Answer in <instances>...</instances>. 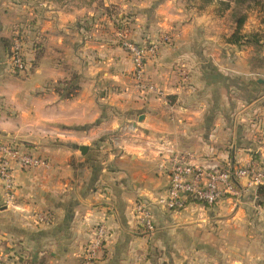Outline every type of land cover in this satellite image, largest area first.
<instances>
[{
    "label": "crops",
    "instance_id": "0c3cea01",
    "mask_svg": "<svg viewBox=\"0 0 264 264\" xmlns=\"http://www.w3.org/2000/svg\"><path fill=\"white\" fill-rule=\"evenodd\" d=\"M88 8L77 0H0V139L29 143L51 165L16 168L18 189L10 205L0 182V227L8 231L13 218L12 234L21 236L27 249L23 264H80L91 229L100 222L111 237L98 264H142L148 238L135 232L134 203L166 194L169 178L160 168V151L166 147L193 153L197 164L254 161L264 166V74H259L264 60L263 69H256L244 49L229 44L237 49L230 63L215 54L195 53L199 40L185 31L200 25L188 23L176 43L162 47L146 65L147 78L165 97L145 96L133 89L132 61L112 72L86 66L90 35L78 20L90 14ZM31 20L37 30L25 47L28 71L18 73L10 63L11 38L18 25ZM138 20L137 40L144 42L152 26L145 18ZM178 66L190 72L186 85L174 73ZM74 74L81 85L72 99L64 100L56 87L69 83L55 84ZM110 84L119 86L118 92L106 91ZM115 140L116 146L111 144ZM82 146L88 147L85 155ZM259 190L264 184L241 201L226 197L213 206L190 202L179 216L159 207L154 221L163 227L192 216L204 230L194 236L199 259L264 264V223L256 212L264 213V195ZM39 211L53 213V223L41 228L23 224L22 214ZM208 216L215 223L213 233L205 231Z\"/></svg>",
    "mask_w": 264,
    "mask_h": 264
},
{
    "label": "rangeland",
    "instance_id": "374dc122",
    "mask_svg": "<svg viewBox=\"0 0 264 264\" xmlns=\"http://www.w3.org/2000/svg\"><path fill=\"white\" fill-rule=\"evenodd\" d=\"M77 2L79 5H89L88 9L90 10V14H81L78 20L80 27L84 29L85 33L90 35L88 40L90 42V48L88 49L89 53L84 57V62L87 63V67H103L104 71L106 68V71L112 72L115 67L120 68L125 60L132 61L131 56L123 47V41L128 40L139 46H147L159 40L162 36L168 35L171 37L172 42L164 47L172 46L177 41V34L180 33V37L183 35L184 25L192 22L193 25L196 26L199 24L200 26H196V28L193 26L191 29H187L185 31V36L193 39L196 43L197 40H199L200 44L195 45L196 50H194V52L196 53L197 51V53H205L206 55L215 54V56H212L213 58H226L230 63L234 60L233 58L236 57L234 52L237 49L231 48L227 45L226 40L234 32L238 17L246 13L248 18L244 26V34H258L262 41L258 46L255 45L245 47L243 52L249 56L250 61L256 69H263L261 66L264 60V8L262 10L259 6H237L232 3L231 8L224 11L219 4V0H213V3H206L203 0H119L117 3L111 5L107 4L108 0H77ZM139 18L141 20L145 18L147 21L146 23H151L152 26L150 32L144 37V42L137 40V29L134 27L136 23H139ZM21 24L24 25H18L15 28L16 31L11 38V46L14 39H20L23 43V52L25 57V47L29 44L30 36H32V33H34L37 28L34 27L32 20L28 23L24 22ZM203 25H206V30L202 29ZM38 44L39 43L37 42L36 45ZM103 45H105V47H102ZM182 49L185 50L188 49V47L184 46ZM37 54H39V52H37ZM110 57H112L111 61H109ZM82 66L83 64L81 63L80 68L78 69L82 70ZM133 71L134 66L132 72L130 73V79L132 80L134 91L145 96L152 95L147 90L142 91L137 88L133 78ZM183 71H186V79H184V76L182 75ZM174 73L180 77V83L183 85H186L189 82L190 72L187 70V67L178 66L174 69ZM259 74H264V72L259 71ZM79 76H82V73ZM79 76L74 74L68 80L58 82L55 85L69 83L70 85H73V87L75 86L79 89L82 82L81 79H78ZM150 82L154 83L152 80ZM65 85L66 84H63V87ZM56 89L58 91L62 88L56 87ZM118 90L119 86L110 84V88L106 91L116 93ZM73 94L74 95L69 98H62L60 93L59 96L62 99L67 100L72 99L77 94V91ZM165 95H155V97L163 98ZM123 129L124 131L128 130L127 127ZM115 134L116 133H114V135ZM259 137L260 136H258V138ZM16 142L23 150L32 152L33 154L46 158L49 161L47 157L33 151L32 149L34 146H30L29 143H24L22 141ZM118 142V140H115L112 141L111 144L116 146ZM57 143L58 142H52V144ZM66 143L67 142H60L58 144L60 145ZM45 144H49V142ZM137 200L144 199L138 198ZM156 208L159 207H153L154 215ZM177 212H179V216L180 211ZM256 212H260V209H256ZM17 213L21 214L20 211ZM28 214L30 216L33 215V213L27 212L25 215L22 214L21 217V221L25 226L31 228H41L47 226L36 225L33 222V219L31 220V218L28 217ZM198 214L199 213L197 212V214H194L193 217H197ZM258 216L261 218V222L264 223V215ZM210 219V216H208L205 231L213 233L215 223ZM192 220V216H190V218H186L184 215L163 227H160L155 223V231L151 234L142 233L143 230L137 226L135 232H137V234L142 233V235L140 234L141 236H147L148 238L146 249L144 250L145 254L139 258L141 259V263L215 264L212 261H205L203 258L199 259L198 250L200 245L198 239L194 238V236L197 237V235L203 233L204 230L198 226L199 222H193ZM9 221L10 223L8 225H10L11 228L7 227L8 231H5V233L0 227V229L3 230L0 235V258L11 264H23L26 259L27 249L23 244L24 240L21 236L15 237V235L12 234V229L14 227L13 218ZM29 222L31 223L29 224ZM188 229H191V234L188 233ZM160 232H162V234H160ZM241 240L245 241V244H247L249 239L247 237H243ZM86 244L84 245L83 251L80 255V264H83V252ZM245 255L246 253L241 254V256Z\"/></svg>",
    "mask_w": 264,
    "mask_h": 264
},
{
    "label": "built area",
    "instance_id": "2783aa9c",
    "mask_svg": "<svg viewBox=\"0 0 264 264\" xmlns=\"http://www.w3.org/2000/svg\"><path fill=\"white\" fill-rule=\"evenodd\" d=\"M171 42L172 39L168 35L147 46H139L128 40L123 41V47L131 56L134 65L133 78L139 90L163 95L162 91L147 78L146 65L157 57L162 47ZM23 51V43L18 38L14 39L10 50V63L18 73H25L28 69ZM182 75L186 79V71H183ZM160 156L162 157L160 168L169 178L166 194L147 200H137L134 203L137 226L145 234L153 233L156 228L154 206L167 211H181L190 202L213 206L226 197L241 201L264 184V166L254 161L244 166L231 163L225 167L197 164L193 153L178 151L171 147L162 149ZM50 166V161L46 158L23 150L16 141L5 142L0 139V182L5 191L7 205L15 201L18 186L14 170L17 167L21 170H30ZM258 213L264 215L262 210ZM32 218L36 225H51L54 214L49 211L37 212ZM110 237L111 231L106 223H97L92 228L89 241L84 248L83 264H98L106 254ZM0 264L11 263L0 258Z\"/></svg>",
    "mask_w": 264,
    "mask_h": 264
},
{
    "label": "trees",
    "instance_id": "16d2710c",
    "mask_svg": "<svg viewBox=\"0 0 264 264\" xmlns=\"http://www.w3.org/2000/svg\"><path fill=\"white\" fill-rule=\"evenodd\" d=\"M25 1V0H21ZM206 3H213V0H203ZM235 4L237 6L246 5L247 7L251 5H256L264 8V0H219V4L222 7V10L227 11L231 8V4ZM248 16L246 13L240 15L236 21V27L234 32L227 38L226 43L229 45H233L238 49H244L248 46H258L261 44V37L258 34L254 35H246L244 34V26L246 23ZM78 91V88L73 85L67 84L62 89L58 90V93L61 94L62 98L72 97L74 92ZM260 196L264 195V190H259Z\"/></svg>",
    "mask_w": 264,
    "mask_h": 264
},
{
    "label": "water",
    "instance_id": "95a60500",
    "mask_svg": "<svg viewBox=\"0 0 264 264\" xmlns=\"http://www.w3.org/2000/svg\"><path fill=\"white\" fill-rule=\"evenodd\" d=\"M80 151L82 152L83 155H85L88 151V147L82 146V147H80Z\"/></svg>",
    "mask_w": 264,
    "mask_h": 264
}]
</instances>
